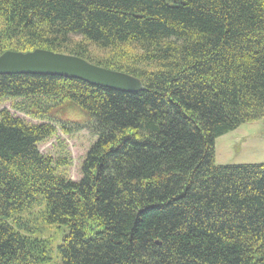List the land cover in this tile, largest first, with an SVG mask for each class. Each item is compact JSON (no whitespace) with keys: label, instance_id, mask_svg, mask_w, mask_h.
I'll return each mask as SVG.
<instances>
[{"label":"trees","instance_id":"1","mask_svg":"<svg viewBox=\"0 0 264 264\" xmlns=\"http://www.w3.org/2000/svg\"><path fill=\"white\" fill-rule=\"evenodd\" d=\"M38 49L144 91L0 75V106L38 121L0 110V264H264V164L215 153L264 120V0H0V56ZM80 131L73 180L39 146Z\"/></svg>","mask_w":264,"mask_h":264},{"label":"rangeland","instance_id":"2","mask_svg":"<svg viewBox=\"0 0 264 264\" xmlns=\"http://www.w3.org/2000/svg\"><path fill=\"white\" fill-rule=\"evenodd\" d=\"M92 52L93 54L103 53L95 48H92ZM5 108L11 110V103L7 101L0 106V110ZM11 111L17 117L26 120L27 123L36 124L38 122L24 114L23 110L19 112ZM57 115L63 118L69 117L71 120L81 119L78 113L67 110L60 111ZM60 136L57 135L46 142L40 143L39 149L54 161H63L67 166L60 169V171L65 174L67 171V175L71 179H81L84 159L92 144L96 141V137L88 131L74 132L71 135L72 137ZM215 153L217 165L264 164V120L243 124L235 131L218 138Z\"/></svg>","mask_w":264,"mask_h":264},{"label":"water","instance_id":"3","mask_svg":"<svg viewBox=\"0 0 264 264\" xmlns=\"http://www.w3.org/2000/svg\"><path fill=\"white\" fill-rule=\"evenodd\" d=\"M0 63H2L0 74L56 75L81 80H88L85 72L94 68L93 65L87 62L42 52L40 55L39 53L33 55L4 53L0 58ZM110 90L120 91L121 93H136L137 91H144V87L140 83L132 86L119 84L117 89Z\"/></svg>","mask_w":264,"mask_h":264},{"label":"bare ground","instance_id":"4","mask_svg":"<svg viewBox=\"0 0 264 264\" xmlns=\"http://www.w3.org/2000/svg\"><path fill=\"white\" fill-rule=\"evenodd\" d=\"M42 53H49L50 55H54V56H59V57H64V58H72V59H77L83 62H87L86 60L76 57V56H71V55H65V54H60V53H54L51 51H46V50H35L33 52L30 53H22V52H13V51H8L5 52L8 54H21V55H33L36 53H39V55ZM3 55V54H2ZM2 55L0 56V58L2 57ZM89 63V62H87ZM1 64L0 63V68H1ZM91 64V63H89ZM93 65V64H91ZM94 68H92L91 70H88L87 72H85V76L88 77V80H81V79H77V78H73L76 80H80L83 82H86L88 84H91L93 86H98V87H102L105 89H117V87L120 85H128V86H132L134 84L140 83L142 85V82L130 75L121 73V72H116V71H111V70H107L105 68L93 65ZM2 76H11V75H27V74H0ZM37 76V75H36ZM38 76H56V75H38ZM59 77V76H56ZM131 81V83H130ZM115 91V90H113ZM120 92V91H118ZM137 92H142V91H137ZM136 92V93H137ZM129 93H133V92H129Z\"/></svg>","mask_w":264,"mask_h":264}]
</instances>
